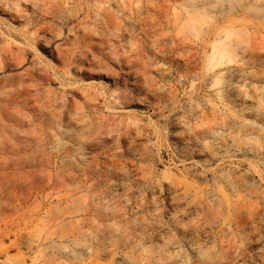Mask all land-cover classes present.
I'll list each match as a JSON object with an SVG mask.
<instances>
[{"label": "rangeland", "instance_id": "1", "mask_svg": "<svg viewBox=\"0 0 264 264\" xmlns=\"http://www.w3.org/2000/svg\"><path fill=\"white\" fill-rule=\"evenodd\" d=\"M0 264H264V0H0Z\"/></svg>", "mask_w": 264, "mask_h": 264}]
</instances>
